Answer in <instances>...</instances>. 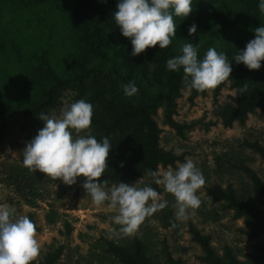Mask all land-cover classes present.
<instances>
[{
  "label": "trees",
  "instance_id": "1",
  "mask_svg": "<svg viewBox=\"0 0 264 264\" xmlns=\"http://www.w3.org/2000/svg\"><path fill=\"white\" fill-rule=\"evenodd\" d=\"M117 2L0 0V152L14 126L10 119H36L40 113L60 106L65 91L73 88L79 98L93 106L91 135L98 141L107 137L112 145L106 158L108 168L99 180H106V185L135 184L159 166L179 160L160 145L162 129L155 118L158 110L163 109L165 123L178 133L183 134L190 126L174 118L177 100L188 88L184 73L182 69L166 70V61L181 55L182 45L189 42L197 49L198 60L210 47L231 60L254 38L253 30L264 26L258 0H193L188 17H174L176 36L167 48L157 45L133 57L129 38L120 34L113 18ZM193 23L197 32L189 35ZM261 65L259 70L250 71L233 60L228 79L213 90L190 89L189 98L194 100L209 91L217 97L230 82L235 95L221 111L222 122L225 126L245 124L250 114L264 112V61ZM132 81L139 91L126 98L121 86ZM246 143L264 158L259 142ZM241 168L264 204V179L246 165ZM30 192L38 195L33 186ZM213 197L225 200L236 217L245 219V233L250 239L264 234V210L238 198L231 187L220 189ZM27 201L35 203L31 198ZM192 233L202 247L200 260L204 264H264V241L256 243L255 251L241 259L229 246L222 254L217 252L210 236L194 226ZM108 250L119 264H155L147 245L138 238L128 243L110 242ZM60 256L61 251L55 250L32 264H55ZM170 261L183 264L181 259L170 257Z\"/></svg>",
  "mask_w": 264,
  "mask_h": 264
},
{
  "label": "rangeland",
  "instance_id": "2",
  "mask_svg": "<svg viewBox=\"0 0 264 264\" xmlns=\"http://www.w3.org/2000/svg\"><path fill=\"white\" fill-rule=\"evenodd\" d=\"M234 95L230 82L217 97L209 91L191 100L190 88L184 89L174 114L179 123L190 124L183 134L166 124L163 109L158 110L155 118L162 129L160 145L179 156L175 164L159 166V169L174 171L186 159L193 160L205 179L204 186L197 192L201 205L194 212L189 210V219L180 222L175 218L174 197L162 186L155 188L149 175L140 177L136 182L153 187L167 201V206L147 217L134 236L122 238L113 235L119 230L113 223L116 210L110 209L107 203L95 206L81 186L83 177L68 186L23 167L22 150L43 127V121L10 119L14 126L0 152V204L15 208L18 215H25L34 222L40 245L35 260L41 261L47 254L60 250L61 256L55 264H119L118 258L108 250L109 243H128L138 238L147 245L155 264H172L170 257L181 259L183 264H204L200 260L202 247L193 239V226L209 235L211 244L221 254L226 246L233 248L241 259L254 252L255 244L264 241V234L250 239L245 233L248 228L245 219L236 217L225 200L213 197L220 189L231 187L238 198H245L264 210L252 179L241 168L246 165L264 179V158L246 143L259 142L264 147V112L257 110L250 114L245 124L235 122L225 126L221 111L232 103ZM78 100H81L78 91L68 88L62 104L45 113L59 117L62 109ZM89 132L91 134V130ZM114 185H105L104 190ZM32 186L38 195L30 192ZM27 198L35 203H28Z\"/></svg>",
  "mask_w": 264,
  "mask_h": 264
},
{
  "label": "clouds",
  "instance_id": "3",
  "mask_svg": "<svg viewBox=\"0 0 264 264\" xmlns=\"http://www.w3.org/2000/svg\"><path fill=\"white\" fill-rule=\"evenodd\" d=\"M192 4L193 0H118L113 18L120 34L129 38L131 56L135 57L157 45L159 49L167 48L176 36L174 17H188L193 11ZM257 7L264 14V0H258ZM253 31L254 38L244 49H238L231 60L211 47L198 60L197 49L189 42L182 45L181 55L166 61V70L182 69L186 86L198 92L213 90L228 79L233 60L250 71L259 70L264 61V26ZM188 32L195 34L197 25L193 23ZM121 87L126 98L139 91L134 81ZM244 91L246 88L241 89V93ZM92 116V104L83 99L62 109L59 117L40 113L38 118L43 121V127L22 150V165L30 172L39 171L68 186L83 177L81 186L92 203L98 207L107 203L110 209L116 210L113 223L119 230L113 235L134 236L145 219L164 209L167 201L150 185L141 186L139 180L135 184L119 182L110 190H104L107 181L99 178L108 168L106 158L112 145L109 138L98 141L90 134ZM82 132L86 134L80 135ZM148 174L154 184L174 197L176 220L187 221L189 210L194 212L200 207L197 192L204 186L205 179L193 160L186 159L174 171L157 169ZM39 247L34 222L25 215H18L15 208L0 204V264H32Z\"/></svg>",
  "mask_w": 264,
  "mask_h": 264
}]
</instances>
